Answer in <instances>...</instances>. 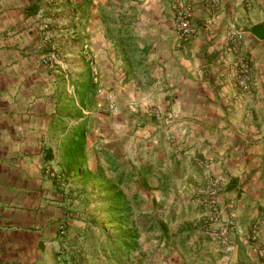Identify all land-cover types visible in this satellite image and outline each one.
<instances>
[{"label":"crops","instance_id":"obj_1","mask_svg":"<svg viewBox=\"0 0 264 264\" xmlns=\"http://www.w3.org/2000/svg\"><path fill=\"white\" fill-rule=\"evenodd\" d=\"M30 4L0 0V264H94V227L111 219L90 196L99 186L127 192L130 223L147 230L170 204L177 264H264V0ZM223 228L231 246L211 243Z\"/></svg>","mask_w":264,"mask_h":264},{"label":"rangeland","instance_id":"obj_2","mask_svg":"<svg viewBox=\"0 0 264 264\" xmlns=\"http://www.w3.org/2000/svg\"><path fill=\"white\" fill-rule=\"evenodd\" d=\"M58 56V55H57ZM76 163V161L72 162V164L74 165ZM53 172V171H52ZM51 173V172H50ZM53 175H56V172H53ZM60 177V176H59ZM105 187H97V189L91 188V192H94L93 194L90 193V196H92V199L94 201V199H97V203L100 204V210H102V207H104L106 204H104V200L102 203V199L108 198L106 193H103ZM128 190V189H127ZM129 191V190H128ZM126 194H128L126 192ZM111 197V195H110ZM91 198V197H90ZM92 201V202H93ZM169 207V208H168ZM141 210L146 211L147 207L146 206H142ZM156 212V216L161 219L165 224L167 230H168V235H165L166 237L163 238L162 236V232L159 230V227L157 225V222H155L156 226L155 229H149L147 230V228L145 229L146 226H144V222L143 224L140 225V220L139 217L136 218V225H137V229L142 230L141 233L139 234L138 237V246L136 248V250H134L133 252L129 253V254H118L117 256L112 255V258H108V255H111L110 253H108V251H110V246L109 243L106 241L107 238V234H110V236H114V228L116 226L111 225L107 222H105L106 227L105 230L101 231L98 228L94 227V230H96V239L97 240H101L100 243V249L96 250V254L98 257H96V261L94 264H177L178 262L172 258H170V256L172 255V252L174 254H176L175 252L178 253V251H176V245H179V247H181V242L183 241L182 237L180 236L181 234L179 232H181L182 230H179L178 232L172 233L170 231V226L173 222V219L170 220V204H163L161 206H159V208L154 209ZM211 214H214L213 217H215V213L214 210L211 209L210 210ZM100 213H102V211H100ZM209 213V215H211ZM107 217H104V215L100 214V219H102L103 221L106 220ZM110 218V217H108ZM131 218V217H130ZM134 216H132V222H134ZM110 220V219H107ZM102 225L104 223H101ZM104 224V225H105ZM117 228V227H116ZM224 229V228H223ZM223 229L220 230V232H216L218 234H220ZM256 231L251 232L250 237L253 238L255 236ZM227 235V233H225ZM221 236V235H220ZM191 236L188 235V237H186L185 240L189 241ZM212 237V239H211ZM210 240L211 243H215L218 244L220 242L221 243H228V246H231L232 244L229 243V241H232L231 238L225 236H221L220 238L216 237L215 235L211 236ZM194 238V237H193ZM226 238V240L224 239ZM182 239V241H181ZM193 241V239H191ZM190 240V241H191ZM196 241V240H195ZM186 242V241H184ZM194 243V242H193ZM188 245H190V251H187V257L189 258V260H191V257L193 256H198V252L199 249L195 244H191V242L187 243V245H185L186 247H188ZM193 246V247H192ZM106 250V255H105V251ZM192 263V262H191Z\"/></svg>","mask_w":264,"mask_h":264},{"label":"trees","instance_id":"obj_3","mask_svg":"<svg viewBox=\"0 0 264 264\" xmlns=\"http://www.w3.org/2000/svg\"><path fill=\"white\" fill-rule=\"evenodd\" d=\"M41 0H37V1H33L32 4H30L29 9L31 11H35L37 8L38 3ZM51 156L48 155V158H50ZM83 157V154L80 152L75 151L71 154L70 158H71V163L70 166L73 167L74 165L72 164V162L74 161H78V159H81ZM81 164L79 167V174L82 177L83 181L86 184H89V182L93 181V182H102L104 176L103 175H96V176H92L91 172H89L88 170H84L81 173ZM105 191H103V193H106L108 196V200L106 201V204L109 205L107 213L108 216L111 217L110 220H107L109 224L116 226L114 229V236H110V234H107V238L106 241L109 243V248L110 251H108V253H110L111 255H108V258H112V255L117 256L118 254H129L131 252H133L134 250H136L137 246H138V229H137V225L134 224V222L129 221V216H130V203H128V201L125 200L126 194L119 189L118 187H108L104 189ZM111 195V197H110ZM110 197V199H109ZM97 216H94L91 218L92 221H89V228H93L92 225L94 224V221L96 220ZM125 224L126 225V229L122 228L121 226ZM143 224V221H142ZM131 225V226H130ZM144 225V224H143ZM157 225L159 227V230L162 232V236L163 238H165V235H168V230L166 228V224L162 221L159 220L157 221ZM120 227V228H118ZM149 229H154V223L152 221L151 225H149L148 227ZM105 255H106V250L104 251ZM77 256L79 257V259L82 258L81 253L77 254Z\"/></svg>","mask_w":264,"mask_h":264},{"label":"built area","instance_id":"obj_4","mask_svg":"<svg viewBox=\"0 0 264 264\" xmlns=\"http://www.w3.org/2000/svg\"><path fill=\"white\" fill-rule=\"evenodd\" d=\"M37 1V0H32ZM174 23L176 30L181 38H185L190 36L194 31V26L192 24L191 18L189 17L187 11L183 8V6L177 7V10L175 12V17H174ZM235 38L236 39H241L242 34L241 33H235ZM57 48L55 46H51L49 50L43 55V61L48 62V64H54L56 59H57ZM236 70L237 74L240 75V83L243 89L248 88V75L250 72V65L246 59H242L240 62L236 64ZM107 97L109 99V104L107 106L109 111H114L116 109V104L115 101L113 100V95L112 93H108ZM152 113L156 116L160 115V112L158 109L153 108ZM52 175L54 173H51ZM218 184L217 181H214V185ZM60 231L63 233L64 229L63 227H60ZM225 233H227V229H223V231L218 234H214L216 237L220 238L221 236L225 237L227 236ZM221 235V236H220ZM255 237V236H254ZM226 240V238H224Z\"/></svg>","mask_w":264,"mask_h":264}]
</instances>
